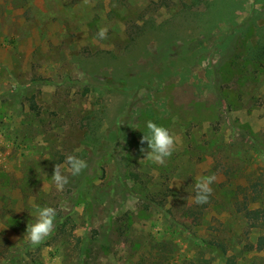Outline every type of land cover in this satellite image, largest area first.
I'll list each match as a JSON object with an SVG mask.
<instances>
[{
    "label": "rangeland",
    "instance_id": "rangeland-1",
    "mask_svg": "<svg viewBox=\"0 0 264 264\" xmlns=\"http://www.w3.org/2000/svg\"><path fill=\"white\" fill-rule=\"evenodd\" d=\"M191 3L0 0V264H264V56L243 58L264 4L207 31ZM149 120L177 140L163 165L141 151ZM68 154L88 167L57 191ZM37 206L57 216L34 247Z\"/></svg>",
    "mask_w": 264,
    "mask_h": 264
},
{
    "label": "clouds",
    "instance_id": "clouds-1",
    "mask_svg": "<svg viewBox=\"0 0 264 264\" xmlns=\"http://www.w3.org/2000/svg\"><path fill=\"white\" fill-rule=\"evenodd\" d=\"M108 29L101 27L97 32V37L100 40L107 38ZM147 133L143 134L141 143H147L148 150L144 152L145 158L160 165L165 164L167 158L176 150V137L164 126L158 125L149 120L146 122ZM88 167L87 162L76 155L68 154L63 165L55 164L51 180L57 191H63L65 186L69 184V177L78 176L84 169ZM216 176H200L197 178L193 196V202L201 205L209 201L212 194L211 185L215 182ZM44 186V185H43ZM176 187H180L177 182ZM57 210L51 206H37L35 220L33 223H28L26 227L27 240L32 246H39L46 238H48L55 229V218ZM48 264H61V257L51 258Z\"/></svg>",
    "mask_w": 264,
    "mask_h": 264
},
{
    "label": "trees",
    "instance_id": "trees-1",
    "mask_svg": "<svg viewBox=\"0 0 264 264\" xmlns=\"http://www.w3.org/2000/svg\"><path fill=\"white\" fill-rule=\"evenodd\" d=\"M243 0H211V1H203L202 0H192L190 4L192 7L198 5L199 3H203L204 10L201 13H194L196 16L200 17L198 20L205 25L207 31H211L215 29L219 22L230 23L231 21V13L232 11L238 7V5ZM258 3H263L264 0H254ZM235 5H237L235 7ZM235 7V8H234ZM193 15V14H191ZM190 15V16H191ZM195 15H193L195 17ZM256 40L255 43L248 44L246 46L245 55L243 56L245 61L248 62H257L260 61L264 56V23L257 26L256 29ZM163 51H160V54ZM152 60L155 59L152 57ZM190 60H188V64ZM131 72L130 70L128 73ZM213 72V71H211ZM215 85L212 83L211 88L214 89ZM34 109V108H32ZM210 199V198H209ZM152 200H149L148 203H151ZM153 202V201H152ZM208 204H204L203 206H198L199 208L191 207V208H183V218L190 219L194 226H197L199 223V218L202 215L203 211L207 208ZM201 242L206 246L208 249H216L219 253L224 254L225 249L222 244L217 243L215 241L210 240L209 242L201 240ZM258 247L259 249L264 248V236L259 237L258 239Z\"/></svg>",
    "mask_w": 264,
    "mask_h": 264
}]
</instances>
